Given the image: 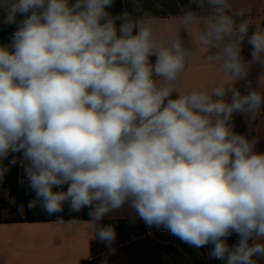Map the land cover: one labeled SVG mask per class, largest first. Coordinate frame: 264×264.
<instances>
[{
	"label": "clouds",
	"instance_id": "1",
	"mask_svg": "<svg viewBox=\"0 0 264 264\" xmlns=\"http://www.w3.org/2000/svg\"><path fill=\"white\" fill-rule=\"evenodd\" d=\"M113 2L0 0L4 23L24 16L11 44L0 46V181L8 171L3 160L22 153L35 192L28 208L39 202L48 215L65 203L71 212L90 208L86 223L108 255L117 231L100 222L127 206L130 224L163 228L198 249L211 245L210 258L225 264H258L264 153L230 121L234 113L254 117L264 104L261 91L241 95L234 87L251 64L264 65V28L247 36L250 21L237 25L227 0H190L197 11L178 18L177 32L158 35L150 15L111 16ZM194 27L199 45L216 49L206 60L227 79L181 92L192 50L178 32ZM246 36L249 61L242 57ZM233 234L239 239L229 245Z\"/></svg>",
	"mask_w": 264,
	"mask_h": 264
},
{
	"label": "crops",
	"instance_id": "2",
	"mask_svg": "<svg viewBox=\"0 0 264 264\" xmlns=\"http://www.w3.org/2000/svg\"><path fill=\"white\" fill-rule=\"evenodd\" d=\"M227 2L230 7L226 9V13L234 16L237 25L243 20L250 21L247 36H251L257 26L264 28V0ZM122 10L133 18L150 15L155 18L157 34L169 35L178 31V18L188 10L197 11V6L190 4V0H123ZM241 11L244 14L238 15ZM200 12L207 15L209 8L206 6ZM23 18V15L18 14L17 21ZM4 19L5 12L0 9V25L19 26L18 22L6 24ZM190 31L191 34L181 28L178 32L184 46L191 49L192 54L178 79L177 88L186 92L216 87L227 79L218 64L206 60V56L214 53L216 49H211L208 53V50L198 43V28L194 27ZM247 36L242 45V57L245 61L251 60L252 50ZM10 44L11 41H8L0 43V46ZM234 87L241 95H247L253 89L264 93V65L251 64L247 75L237 80ZM177 97L178 93L174 92L172 98ZM226 99L231 102L230 94ZM230 124L236 133L256 140L255 152L264 153V104L254 117L234 113ZM24 163L22 159L20 177L27 180ZM130 214V210L125 206L119 212L108 214L100 222L104 225H115L117 238L113 245L115 253L112 255H108L105 244L94 239L91 226L86 223L88 220H78L79 223L64 221L62 224L56 223L57 221L0 223V232L7 234L1 239L3 256L0 258V264H102L105 258L108 264H192L188 254L175 243L156 236V233L168 234V231L163 228H148L141 221L130 224L127 219ZM195 249L199 251L205 263L211 261L208 247ZM254 259L258 264H264V257L255 256Z\"/></svg>",
	"mask_w": 264,
	"mask_h": 264
},
{
	"label": "trees",
	"instance_id": "3",
	"mask_svg": "<svg viewBox=\"0 0 264 264\" xmlns=\"http://www.w3.org/2000/svg\"><path fill=\"white\" fill-rule=\"evenodd\" d=\"M76 0H69V4H74ZM123 0H114L111 6L106 7V11L113 17L123 13L122 10ZM122 21L116 20L117 29H119ZM15 26L0 25V43H5L12 40V34L17 30ZM135 29L133 34H135ZM119 34V32H118ZM154 63L156 57H150ZM16 158L17 163L12 165L9 162ZM22 161V153H12L7 159L3 160L2 164L8 167V171L5 173L4 178L0 181V223L3 222H53L63 219V221L73 220H90L88 215L90 208H84L80 212H71L68 203L63 206V211L48 215L40 206L39 202L35 208L29 209L28 204L35 199V192L28 186L27 180H23L20 177ZM67 185H64L62 189L54 190H66ZM3 192L8 194L9 200L3 196ZM9 211L10 214L19 215L17 217L4 218L3 212ZM142 222V221H141ZM143 223V222H142ZM144 224V223H143ZM145 225V224H144ZM148 227V226H147ZM154 228V227H148ZM156 236L162 238L165 241L175 243L183 252L188 254L192 264H225L223 260L211 259L209 263H205L201 254L197 249L188 244L183 243L177 237L168 234L156 233ZM238 236L233 234L227 239L229 245H233L238 241Z\"/></svg>",
	"mask_w": 264,
	"mask_h": 264
},
{
	"label": "rangeland",
	"instance_id": "4",
	"mask_svg": "<svg viewBox=\"0 0 264 264\" xmlns=\"http://www.w3.org/2000/svg\"><path fill=\"white\" fill-rule=\"evenodd\" d=\"M3 196L9 200V197H8V194L6 192H3ZM3 216L4 218H9V217H17L19 215H16V214H10L9 211H4L3 212ZM7 234L6 233H3V232H0V258L3 256L2 255V252H1V249H3V244H1V241L5 238ZM2 239V240H1ZM208 247V254L210 252V249H211V245L207 246Z\"/></svg>",
	"mask_w": 264,
	"mask_h": 264
}]
</instances>
